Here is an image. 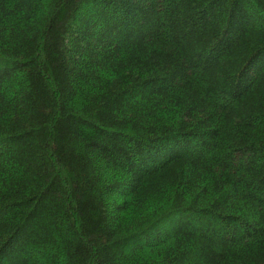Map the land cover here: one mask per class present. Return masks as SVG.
Masks as SVG:
<instances>
[{"label": "trees", "instance_id": "trees-1", "mask_svg": "<svg viewBox=\"0 0 264 264\" xmlns=\"http://www.w3.org/2000/svg\"><path fill=\"white\" fill-rule=\"evenodd\" d=\"M0 264H264V0H0Z\"/></svg>", "mask_w": 264, "mask_h": 264}]
</instances>
